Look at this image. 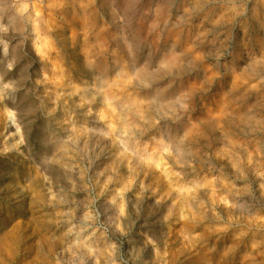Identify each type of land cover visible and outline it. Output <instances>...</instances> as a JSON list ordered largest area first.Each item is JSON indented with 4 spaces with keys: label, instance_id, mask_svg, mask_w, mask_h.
<instances>
[{
    "label": "rangeland",
    "instance_id": "1",
    "mask_svg": "<svg viewBox=\"0 0 264 264\" xmlns=\"http://www.w3.org/2000/svg\"><path fill=\"white\" fill-rule=\"evenodd\" d=\"M0 264H264V0H0Z\"/></svg>",
    "mask_w": 264,
    "mask_h": 264
}]
</instances>
